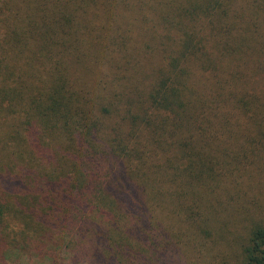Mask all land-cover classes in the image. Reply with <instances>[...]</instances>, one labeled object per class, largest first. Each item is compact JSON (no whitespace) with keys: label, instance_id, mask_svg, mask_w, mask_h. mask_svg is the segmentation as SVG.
Segmentation results:
<instances>
[{"label":"trees","instance_id":"obj_1","mask_svg":"<svg viewBox=\"0 0 264 264\" xmlns=\"http://www.w3.org/2000/svg\"><path fill=\"white\" fill-rule=\"evenodd\" d=\"M264 264V0H0V264Z\"/></svg>","mask_w":264,"mask_h":264},{"label":"rangeland","instance_id":"obj_2","mask_svg":"<svg viewBox=\"0 0 264 264\" xmlns=\"http://www.w3.org/2000/svg\"><path fill=\"white\" fill-rule=\"evenodd\" d=\"M33 263H36V261H32V264H33Z\"/></svg>","mask_w":264,"mask_h":264}]
</instances>
